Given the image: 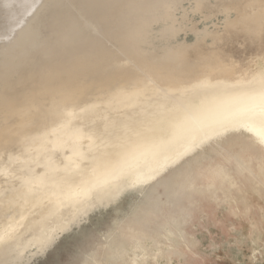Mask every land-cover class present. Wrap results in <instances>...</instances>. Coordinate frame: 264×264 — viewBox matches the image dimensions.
<instances>
[{"label": "bare ground", "instance_id": "6f19581e", "mask_svg": "<svg viewBox=\"0 0 264 264\" xmlns=\"http://www.w3.org/2000/svg\"><path fill=\"white\" fill-rule=\"evenodd\" d=\"M65 2L77 13L75 19L86 24V33L77 37V45L90 32L100 33L72 0H0V259H13L14 263L22 257L15 239L36 209L50 213L63 203L87 204L93 198L79 199L82 193L108 188V182H114L125 167L134 168L138 162L145 163L141 175L153 172L156 179L165 165L185 154L172 189L168 185L135 195L128 210L126 206L119 210L82 264L187 262L190 255H197L191 246L198 242L186 231L198 210L206 209L210 202L218 207L225 203L230 205V214L237 216L238 208L232 206L238 199L237 190L248 183L259 185V192H264V62L247 79L228 80L234 69L220 60L218 70L211 69L195 81L161 84L130 60L131 51L123 46L125 36L115 30L117 42L103 36L96 56L87 57L89 51L79 53L64 73L50 65L53 68L42 74L41 83L21 89L22 71L34 61L33 53L48 43L42 36L44 24L50 20L61 30L67 29L61 18L48 19L49 9L65 7ZM151 2L126 0L121 6L135 18L148 17L155 13L149 7ZM223 16L224 20L233 17L228 10ZM249 18L261 34L264 8ZM135 21L140 23L139 18ZM165 23H160L155 34L167 38L173 24ZM106 45L124 57L121 65L133 64L146 79L129 80L125 92L118 82L92 85L90 74L104 69L112 54ZM163 58L181 61L172 50ZM215 72L223 77L213 79ZM183 109L188 116L182 114ZM4 111L8 115L2 119ZM209 152L218 158L207 159Z\"/></svg>", "mask_w": 264, "mask_h": 264}, {"label": "rangeland", "instance_id": "374dc122", "mask_svg": "<svg viewBox=\"0 0 264 264\" xmlns=\"http://www.w3.org/2000/svg\"><path fill=\"white\" fill-rule=\"evenodd\" d=\"M72 1L77 8L80 7L79 10L83 15L93 25L95 24L94 26L97 29L99 28L100 33L94 35L93 32H90L88 35L92 38L85 35L83 41L77 45V37L86 33V24L75 19L77 13L66 7V2L64 3L65 7H51L48 19L53 18L54 15V18H61L67 29L65 31L61 30L60 27H57V24L51 23L50 20L46 22L47 24H44L41 29L42 36L48 43L43 49L35 51V54L33 53L34 61L22 71L23 83L21 89L41 83L42 74L53 68V66L61 69L64 73L67 68L73 65V61L79 53L89 51L87 57L88 55L96 56L99 53L98 44L104 41L103 36L111 38V42H117V39L113 38V35H117L116 32L126 37L122 36L125 44L127 43L126 46L125 44L123 46L126 47V50L131 51L128 55L130 60L141 69L146 70L153 79L158 80L161 84L168 83L171 80L186 83L195 81L211 69L218 70L221 66L219 64L220 60L234 69V76L227 78L228 80L247 79L253 76L258 71L260 63L264 62V31L257 34L255 22L252 18H249L255 11L262 9L259 7L243 8L242 6L247 16L240 15L241 17L236 18L235 22L232 23L231 19L235 18L234 14L230 19L224 20L223 18L224 11L234 9L230 8L231 5L227 3H225L227 6L221 11L222 15H216L215 12L210 11L211 6L209 5H206L200 11L198 0H160L159 4H157V0H154L155 2L151 0L149 7L152 6L155 13L148 17L138 15L136 18H139L140 23H136L135 15L127 14V8L124 5V7L121 6V3L126 0ZM191 3L195 4V9H192ZM90 4H92V8ZM86 5H88V9ZM174 5L178 7L176 8ZM133 9L135 10V7L131 10ZM96 11L98 15L95 13ZM160 13L161 15H159ZM127 15H133V18ZM179 15L180 17H178ZM126 18L129 22H126ZM162 22L173 24L171 36L167 38L155 34V30L159 29L160 23L161 25L164 24ZM129 30L130 32H128ZM127 34L130 36H126ZM196 34L203 35L195 38ZM72 42H74V45H72ZM148 42L149 45H147ZM106 47L111 50L112 54L104 69L93 71L90 74L89 82L92 85L100 81L118 82L121 91L125 92L126 88L124 87L128 85L129 80L138 81V76L141 79H146V75L138 73L133 64L121 65L124 57L114 51L115 47L108 45ZM167 50L177 52L181 57L180 63L166 61L163 56ZM91 52L92 54H90ZM62 56L63 58H61ZM47 66L48 68H46ZM221 77L223 76L216 72L212 75L213 79ZM115 99L117 100L118 96ZM192 109L194 111V105ZM185 110H182V114L188 116L187 110ZM4 112L6 113V111ZM7 115L6 113L1 118H6ZM224 142L227 143V141ZM212 144L214 147H219L217 143ZM210 148L211 146L208 147V149ZM190 152L189 154H191ZM209 153L207 159L218 158L214 152H211L210 155ZM182 156L183 154L165 165V168L158 173L156 179L153 172L141 175L146 170L145 163L138 162L134 164V168L125 167L114 178V182H108L106 186L108 188L99 189L96 193L88 191L86 195L82 193L79 199L87 195L93 198L87 204L71 203L70 205L63 203L60 209L52 210L50 213L36 209L35 212L30 214L22 231L17 234L15 239V245L18 246L24 256L21 255L22 257L14 263L12 262L13 259H9L7 262L0 259V264H33L36 260L45 257L60 240V254L56 260L60 264L72 262L80 264L79 260L85 256L84 253L93 248L101 239V236L104 235L108 226L114 223L119 210L122 207L125 208V206V209L128 210L133 198L136 197L135 195L145 194L150 191V188H155V191H157L168 185L169 189H172L177 180V172L183 168L182 160L185 154ZM135 172L136 174H134ZM246 185L245 188L236 191L235 197L238 199L237 202L232 203V206L236 205L238 208L237 216L230 214V205L228 207L227 204L222 203L218 207L213 202L207 203L206 209L198 210L193 215L187 226V231H184L192 233L194 239L198 242V246H191V249L195 250L197 255H190L191 259L187 262L183 261L181 264H264V192H259V185L251 186L248 183ZM250 208H254L251 213ZM255 210H259L258 214H255ZM138 254L141 256L140 251H138ZM160 262L165 264L166 260L162 259ZM176 263L180 264L178 260L174 259L172 263L166 264Z\"/></svg>", "mask_w": 264, "mask_h": 264}, {"label": "crops", "instance_id": "0c3cea01", "mask_svg": "<svg viewBox=\"0 0 264 264\" xmlns=\"http://www.w3.org/2000/svg\"><path fill=\"white\" fill-rule=\"evenodd\" d=\"M232 1L233 0H221V1L220 0H198V5L200 7V11H202L204 9V7H206V5L211 6V12L212 13L215 12L216 15L221 14V11L225 8V6H227L225 3H227L228 5H231L230 8H234V9H232L233 11L231 10L232 16H233V14L235 15V18L231 19L232 23L235 22L236 18L241 17L242 15H243V17L247 16L246 15L247 13H245V10L243 8H246V7H248V8L249 7H252V8H258V7L259 8H264V0H234L233 2ZM191 4L194 6V9H195V4L194 3H191ZM242 6H243V8H242ZM60 241L58 242V244L54 248H52V250H50V252L45 257L36 260V262L33 263V264H60L56 260L59 257V254H60L59 253L60 248H61ZM84 255L85 256L79 260L80 264H82L83 260L86 259V256L88 255V250L84 253ZM69 264H77V262H72V263H69Z\"/></svg>", "mask_w": 264, "mask_h": 264}]
</instances>
